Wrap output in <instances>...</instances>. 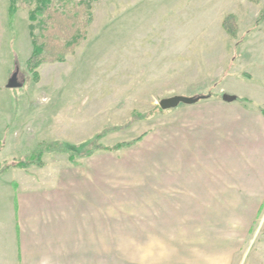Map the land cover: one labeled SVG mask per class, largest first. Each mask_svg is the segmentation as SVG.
<instances>
[{"label": "crops", "instance_id": "obj_1", "mask_svg": "<svg viewBox=\"0 0 264 264\" xmlns=\"http://www.w3.org/2000/svg\"><path fill=\"white\" fill-rule=\"evenodd\" d=\"M130 131L146 135L81 166L44 159L0 176V264H118L119 244L155 245L158 264H264V227L252 237L264 211L256 105L212 97Z\"/></svg>", "mask_w": 264, "mask_h": 264}, {"label": "rangeland", "instance_id": "obj_2", "mask_svg": "<svg viewBox=\"0 0 264 264\" xmlns=\"http://www.w3.org/2000/svg\"><path fill=\"white\" fill-rule=\"evenodd\" d=\"M87 1L53 0L45 23H37L48 60L36 69L35 80L27 61L33 52L29 12L36 0H18L15 33L9 27L10 0H0V90L8 91L3 96L0 91V111L7 114L0 120L5 141L0 163L28 154L35 142L61 140L83 147L106 127L123 126L176 95L227 93L264 106V0H97L92 14ZM229 15L235 34L224 24ZM14 36L21 62L18 82L26 83L18 109L9 87ZM62 53L63 61H49ZM170 110H157L155 117ZM138 122L111 131L101 142L130 140ZM44 159L68 162L61 153ZM18 171L9 170L6 180L13 182ZM245 214L250 223L253 213ZM254 222L252 237H258L264 211ZM141 246L119 244L118 264L165 260L155 245L137 251Z\"/></svg>", "mask_w": 264, "mask_h": 264}, {"label": "trees", "instance_id": "obj_3", "mask_svg": "<svg viewBox=\"0 0 264 264\" xmlns=\"http://www.w3.org/2000/svg\"><path fill=\"white\" fill-rule=\"evenodd\" d=\"M53 0H36V6L30 10L29 12V20H30V36L32 39L33 44V52L31 57L27 61V66L31 72H33L35 80H38L39 73L36 71V69L45 61H47V57L45 54V45L41 44L39 42L38 36L36 34L37 29V23H45L44 16L48 13V10L50 9V5L52 4ZM97 0H88L85 4L88 8V11L90 14H92L90 8L92 6V2ZM19 10L18 0H10V5L8 9V15H9V27L13 33H15L14 29V21L17 14V11ZM231 20V23H230ZM224 24L226 28L229 30L231 34H235L236 31V22L234 20L233 15H229L226 17ZM15 36L12 40V50L15 53V69L12 74L17 73L19 70L21 71V62L19 61L18 57L16 56V49L14 48V42H15ZM64 54L57 56L56 58H49V61L58 60L63 61L64 60ZM250 75H248L249 77ZM26 83L22 82L20 87L12 88L14 92L15 97V108L18 109L19 103H18V96L21 90L25 88ZM222 94H217L213 92H209L208 94H196V95H190L191 97H199V101H202L204 99L212 98V97H223ZM231 96H235V101L242 104V105H248V104H254L256 105L262 113H264V106L254 103L253 100L237 96L234 94H229ZM187 96V95H186ZM157 110H161L162 108L157 107L154 110L145 112V113H137L131 117V119L123 126H111L106 127L102 132L97 134L93 140L87 142L83 147H74L66 142H63L61 140H53V141H41L34 149L29 152L28 154L24 156H18L11 160H5L4 162L0 163V176L3 175L5 172L9 171L11 168H21V169H29L32 165H37L40 167H43L46 165V162L44 160L45 155L54 154V153H61L67 155L68 161L75 166H81L83 164L84 159L89 158L91 156H94L98 152H119L120 150L124 148H129L135 145L136 143L140 142L146 134H142L134 139L128 140V141H122L117 142L114 145H107L101 142V140L107 136L108 133L114 130H120L129 127L132 123L136 121H143V120H149L156 116L158 113ZM5 146V141L3 139H0V152Z\"/></svg>", "mask_w": 264, "mask_h": 264}, {"label": "water", "instance_id": "obj_4", "mask_svg": "<svg viewBox=\"0 0 264 264\" xmlns=\"http://www.w3.org/2000/svg\"><path fill=\"white\" fill-rule=\"evenodd\" d=\"M21 84L18 82V73H14L9 81L10 88L20 87ZM223 98L227 101L233 102L235 101V96H231L229 94H224ZM199 101V97H191L186 95H176L170 98H165L160 102V107L163 110H170L178 107L181 104H194Z\"/></svg>", "mask_w": 264, "mask_h": 264}]
</instances>
